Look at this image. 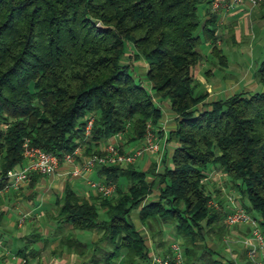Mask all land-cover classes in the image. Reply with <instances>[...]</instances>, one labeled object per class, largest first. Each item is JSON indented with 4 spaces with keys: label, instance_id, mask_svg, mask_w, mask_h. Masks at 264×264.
<instances>
[{
    "label": "trees",
    "instance_id": "1",
    "mask_svg": "<svg viewBox=\"0 0 264 264\" xmlns=\"http://www.w3.org/2000/svg\"><path fill=\"white\" fill-rule=\"evenodd\" d=\"M202 2L0 0V190L8 169L24 159L25 138L60 156L78 144L85 145L86 154L102 152L101 142L129 125L134 132L130 139H142L148 121L155 124L163 115L164 99L174 114L168 138L175 137L177 143L162 169L100 164L98 173L116 182L111 195L86 196L69 180L57 195L53 216L59 228L67 224L100 233L90 243L75 231L62 238L78 252L90 249L93 263L151 264L156 252L132 220L134 208L149 227L158 223L160 245L165 242L163 226L174 225L183 260L172 259L170 264L239 263L234 255L222 252L232 232L225 220L232 206L224 207L222 196V207L212 203L215 192L208 189L207 178L214 165L249 198L250 204L243 205L252 213L258 211L261 217L253 214L264 231V90H238L208 99L209 90L199 88L193 73L203 58L199 44L203 36L217 40L219 21L218 12L208 10L209 17L202 22ZM128 43L134 46L129 54ZM215 50L227 61L221 49ZM140 57L147 62L150 88L130 61ZM255 76L264 84V59ZM90 112L95 118L87 134ZM122 175L130 179L126 186ZM154 192L156 196L148 199ZM41 237L39 230H32L18 252L27 257V249ZM172 241L160 252H170ZM245 246L239 259L255 264ZM119 256H124L121 263L116 261Z\"/></svg>",
    "mask_w": 264,
    "mask_h": 264
},
{
    "label": "crops",
    "instance_id": "2",
    "mask_svg": "<svg viewBox=\"0 0 264 264\" xmlns=\"http://www.w3.org/2000/svg\"><path fill=\"white\" fill-rule=\"evenodd\" d=\"M209 3H210L209 0H203V2L200 3V5L203 6L202 12H200V19H202L203 23L209 17V12H208ZM258 8H262V9L264 8V1L260 3L258 6H254V7L247 3H242L238 5L236 8H233L230 10L223 8L222 11L218 12L219 21L217 23L216 33L217 35H219V37L217 38L216 41L213 39H206V44H207L206 49L203 47H199V49L202 50L203 52V56L204 55H214V56L216 55L219 58L220 55L215 50V47H218L219 49H221L222 53L226 54L227 56V61H224V62L221 61L222 64H225L226 66H228L231 62L233 66L239 67L241 65L240 62L238 61L232 62L231 60H229L228 54L226 51V45L232 42L237 43L240 41V38L243 32L246 31V29L244 28V23L246 24V27H248V22L251 21V18H252L251 15L254 14V12ZM228 32H230V35L227 34ZM209 63L210 61H207L206 59L203 58V59H200L193 66V73L195 77L197 78V80L200 81V86L203 85V89H207L210 92L208 99L212 97H220L218 95L222 93H225V94L227 93L226 96L233 93L231 92L232 90L231 85H233L232 82H236L237 85H239L238 82H240V80L231 78L229 79V81H227L228 79L226 80L225 77L224 79H222L219 76V74H216L213 68L206 69L208 73L206 74L204 72V68H206L209 65ZM250 76L251 75L246 77L247 80L242 79L244 81H241V82H248L249 86L247 85V87L253 88V85L256 86L258 81L257 79H253V77L252 76L250 77ZM212 78H215V79L212 80ZM160 103L163 108V115L161 116L160 120L165 121L166 127L162 130L161 129L157 130V134L159 137L165 134V132L170 130V121L174 116V114L172 113V110L169 107L168 101H161ZM123 133H116L110 136L106 141L101 142V146L103 147L104 144L109 141H115L125 149L126 140H124ZM134 146L136 145H133L132 147ZM159 152L160 151L156 152L157 153L156 159H151L154 152H148L149 156L145 160V164L142 167V169H149L150 165L152 164L155 165L156 163H157L156 166L158 167L162 162L168 163L169 159H168L167 149L160 153ZM170 152L172 153V150ZM144 155L140 158H143ZM138 159L135 161L137 166L139 163ZM71 167H72L71 162L63 160L60 163L57 170L54 171L53 173L41 174L38 172H34L35 178L33 179L31 176V178L25 181L22 184V186H20L19 188H11L7 192L5 191L0 192V212L3 211V218L5 217L4 218L5 223H3L4 222L3 218L0 221V225H1L0 227V260L4 261L6 264L7 262L10 264H86L87 259L89 258L88 260H90V256H91L90 254H92L91 250L88 251V253L86 252L85 253L86 255H84V253L82 252H78L77 250L69 248L66 243H63L61 235L58 238L56 237L54 241L50 244V248L52 249L50 253L47 251H43L44 245L46 242L43 240V236H42L41 239L36 240L31 245L30 248L32 249V247H34L35 249L33 250V252H30L31 250L30 248L27 249L28 254H27V257H25L23 254L18 252V248L21 247L24 243L22 242L19 243L18 241V243L16 244V237L8 238L5 236L3 231H1L2 230L1 228L6 227V225H10V226L15 225L17 227L22 226L25 223L26 219H28L33 214L40 216V218H43L46 215V213L43 210L44 205L48 203L56 205L55 199L57 195L63 192V189L68 180L71 183H74L79 180L81 183V188H77V189L81 193H83L86 196H92V195L96 196L98 192L94 187H92L89 184L88 179L103 180L104 176H101L98 173L96 167H94L90 171H86L84 175L74 176L69 172ZM226 174L227 173L223 169L219 168L217 165H214L210 169L207 182L211 181L214 187L215 188L217 187L218 189L223 188L225 186V188H223L224 190L222 192V195L223 193L227 192L230 196V194L233 193V192L231 193V191H233L234 188L232 186L231 189L226 191L228 189L227 187L231 186V184L229 185L230 181H228L229 180L227 176L228 174L227 175ZM147 177L152 178L153 174L149 173ZM76 184H78V182H76ZM222 184L224 185L222 186ZM40 193L41 195L37 196V194H40ZM31 195H34L33 196L34 204H37L38 206L36 205L32 208L29 205V207H26V208L20 207L19 209L17 208V210L15 209L19 213V218L13 219V212L11 210L9 211L7 207L9 205H12L13 203L17 204L19 199H22L23 197H26V196L31 197ZM42 204H43V207H42ZM229 205L232 207L234 206L233 204H231V202L229 203ZM34 210H35V213H34ZM25 212L28 213L25 218V221L22 224H19L18 221L21 215ZM47 212L49 213L50 211H48L47 209ZM138 216L141 222H143L142 219L140 218L139 213H138ZM132 220L134 221L136 226L139 227L137 225L138 222L134 218H132ZM58 225L59 224H57V229H56L57 232H59L58 229H60ZM246 230H248L249 232L250 228L247 227ZM27 233L19 234L18 239L22 240ZM91 240H95V238ZM85 241L87 243L91 242L89 240H85ZM152 244H151V247L152 249H154L155 247H153L154 245ZM59 245H61V247L58 250L57 247ZM40 251L42 252L40 253ZM154 251L155 249L152 250L153 253ZM26 259H27V262L25 261ZM123 259H124V256H119L116 259V261L117 263H121L123 262ZM97 263L105 264L103 260H99L96 263H92L91 261L90 264H97Z\"/></svg>",
    "mask_w": 264,
    "mask_h": 264
},
{
    "label": "rangeland",
    "instance_id": "3",
    "mask_svg": "<svg viewBox=\"0 0 264 264\" xmlns=\"http://www.w3.org/2000/svg\"><path fill=\"white\" fill-rule=\"evenodd\" d=\"M202 9H203V6L200 5L199 14H200V12H202ZM251 16H252V18H251V21L248 22V27H246V24L244 23V28L246 29V31L243 32V34L240 38V41L237 43H234V42H232L230 44L227 43L228 45H226V51H227L229 60H231L232 62L233 61L240 62L241 65L239 67L233 66L231 64V62L228 66H226L225 64H222L221 63V61H222L221 56H219V58L216 55L215 56L214 55H204L203 56L204 59H206L207 61H210L209 65L206 68H204V72L206 74H208L206 69L213 68L215 70L216 74H219V76L222 79H224V77H225L226 80L228 79L227 81H229V79H231V78H235L237 80H240V82H238L239 85H237L236 82H232L233 85H231V88H232L231 92L238 91V90H246V89L264 90V84L262 82L258 81V79L255 76V71L258 68L259 63L264 59V8L263 9L258 8L254 12V14H252ZM227 34L230 35V32H228ZM218 37H219V35H218ZM199 47H203L205 49L207 48L205 36H203V40H202V42H200ZM126 51L128 52V54L130 53V51H134V46L132 44L128 43V45L126 46ZM124 58L128 59L129 57L127 54H125ZM131 59L132 60H130V61H133V63L135 64L134 71L137 72L139 75L143 76L148 87L150 88L151 83L149 82V80L146 78V75H145V72L147 69L146 60L143 57H140L137 59H135V58H131ZM249 75H251L253 77V79H257V81H258L256 86L253 85V88L247 87V85L249 86L248 82H241V81L247 80L246 77ZM214 79L215 78H212V80H214ZM242 79H244V80H242ZM199 88H203V85L199 86ZM226 94L222 93V94H219L218 96H226ZM153 98L155 99V95L153 96ZM163 101H168V99H164ZM149 121H151V120H149ZM133 135H134V132L132 129V125H129L127 130L123 133L124 140H126L125 141L126 142L125 149H129L133 145H137L141 142L140 140H142V139H138L136 137H133L130 139V136H133ZM168 137H169V131L165 132V134L161 135L158 139L160 142V152L167 149L168 159L170 161V159H171V157H170L171 152L170 151L173 150L172 148L176 145L177 140L175 137L171 138V139ZM84 149H85V145H83L82 155L90 154V153L86 154L84 152ZM156 154L157 153L154 152L151 159H156ZM148 156H149V154H148V152H146L143 158L139 157L138 167L142 168L144 166L145 160L148 158ZM133 163H135V162H133ZM156 165H157V163L155 165L152 164V165H150V168L152 170L156 169V171H158V170L163 168L164 163L162 162L159 165V167ZM17 166H20V164ZM153 166H155V167H153ZM227 176L229 179L228 181H232L231 177L229 175H227ZM120 181L122 182V184L124 186H126L127 184H129L130 179L127 176L122 175V176H120ZM76 182H78V184H76ZM76 182H74L72 184L76 188H81L80 181L78 180ZM230 184H231V182L229 183V185ZM207 185H208L209 190H213V192H215L214 197L216 198V200H218L220 202L219 198H221V196L225 198V200L223 202L224 207L229 208L230 202L234 206L238 205V204L243 205V201H246L247 203L250 204L249 198L244 197L241 194L240 190H238L236 188H234L233 191H231V193L233 192V194H232V196L234 198L233 199V198H229L231 196H229V194L227 192L223 193V195H222V192L224 190L223 188H225V186L218 190L217 187L216 188L214 187V185L212 184L211 181H208ZM223 185L224 184H222V186ZM231 187H232V185L227 187L228 189L226 191L231 189ZM239 194H241V195H239ZM40 195H41V193L37 194V196H40ZM33 196L34 195H31V197H27V196L23 197L22 199L18 200L17 204L13 203L12 205H9L7 207L9 211L11 210L13 212V219L19 218V213L16 211L17 208L18 209L20 207L26 208V207H29V205H30V207L33 208L34 206L37 205V204H34ZM155 196L156 195L154 192L153 194L148 195L147 198L148 199L154 198ZM213 204H215V203H213ZM223 204H221V202H220L219 203L220 206H217L216 204L215 205L217 207H222ZM42 207H43V204H42ZM55 208H56L55 204H50V203L45 204L43 210L46 213V215L43 218H40V216L33 214V215H31L32 217L30 216L28 219H26L25 223L22 226L17 227L15 225H13V226L6 225V227L1 228L2 229L1 231H3L5 236L8 238L16 237V244H17L18 241H19V243L20 242L24 243V241H25V238H23L22 240L18 239L19 234L27 233V232L30 233L34 229L40 230V232L43 236V240L46 242L44 245L43 251H47L49 253L52 250L50 248V244L54 241V239L56 237L58 238L60 235L62 238L65 237L66 234L69 233V231H75V236L79 237L81 240H84V241L85 240L92 241L91 239H93V238L97 239L99 237L100 233L97 232L95 229L94 230H80L78 228H72L70 225H67V224H63V226L60 229H58L59 232H57L56 229H57V224L59 221L55 216H53L56 213ZM47 209H48V211H50L49 213L47 212ZM34 213H35V210H34ZM138 213H139L138 208H134L131 212V217L134 218L138 222V223L136 222L137 225L139 226L138 228L141 229L142 232L145 234V236L147 238V243L149 245H151L153 243L152 245H154L153 247H155L154 252L157 253V252L166 250L168 248V244L172 240H174L176 237H178L176 232H175L174 225L172 223H167L163 226L164 234H162L164 236L165 242L161 243V245L158 244L159 243L158 241H160L159 239L161 237V234L157 231V229L159 227L158 223H155L154 226L151 228V227H149V225L145 224L144 222H141V220L139 219ZM253 213L258 215L259 217H261V215L258 213L257 210H253ZM39 215H41V214H39ZM3 223H5V219H4ZM232 226H233V227H231L232 232L229 235H227V239H226L227 242L225 243V245L222 246V252L224 254L228 253L230 255L231 254L234 255L235 257H237V261L239 263L245 264L244 261L239 259L238 252L240 249H242L243 245L244 246L246 245L245 240L247 239V237H249L251 235L250 233H248V230H246V228L247 227L249 228L250 225L248 223H239V224L232 225ZM0 227H1V225H0ZM153 232L155 233V240L153 238ZM29 233H27V235ZM156 241H157V243H156ZM213 241H215V240H210L211 245L214 248L218 249V247H219L218 244L213 242ZM99 245L102 247V249H105V246H107L105 240L99 241ZM60 247H61V245H59L57 247V249L59 250ZM88 250H90V249L86 250L87 253H88ZM101 250L99 249V251H98L99 255H101V254L103 255V250L102 251ZM41 252L42 251H40V253ZM247 252H248V250H247ZM162 253H165V252H162ZM84 255H86V254H84ZM248 255H249V252H248ZM88 259L86 261V264L91 263V260H88ZM3 263L6 264L4 261H3ZM94 263H96V262H94ZM7 264H10V263L7 262ZM97 264H103V263H97ZM132 264H137V263L133 262Z\"/></svg>",
    "mask_w": 264,
    "mask_h": 264
},
{
    "label": "built area",
    "instance_id": "4",
    "mask_svg": "<svg viewBox=\"0 0 264 264\" xmlns=\"http://www.w3.org/2000/svg\"><path fill=\"white\" fill-rule=\"evenodd\" d=\"M264 0H210L209 11L220 12L223 8L227 10L236 8L242 3H247L251 6H258ZM95 113L90 112L86 117L85 132L88 134L91 131ZM166 123L164 120H158L157 123L149 121L141 142L129 149H124L115 141H109L102 147V152H93L88 155H82L83 144H78L73 150L67 151L63 156L47 150L39 145L32 144L29 138H25L23 142L24 159L20 166H14L7 171V182L1 191H9L11 188H19L22 184L29 180L34 172L41 174H50L57 170L60 163L68 161L72 163L69 172L72 175H84L86 171L92 170L100 164L120 163L127 165L135 162L139 157H142L146 152L160 151L158 129H164ZM89 184L94 187L98 193L102 195H111L116 187V182L112 180L88 179ZM230 198H233L230 194ZM234 199V198H233ZM212 203L217 206L219 202L214 198ZM27 212L23 213L18 221L22 224L25 221ZM225 220L230 225L239 223H248L250 226V236L245 240L248 246L250 258L255 264H264V231L260 219L255 216L244 205H235L225 216ZM174 259L178 263L183 260V246L180 240H174L171 243V250L168 253H154L152 256V264H170ZM0 264H4L0 260ZM241 264V263H237Z\"/></svg>",
    "mask_w": 264,
    "mask_h": 264
}]
</instances>
